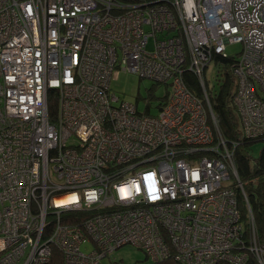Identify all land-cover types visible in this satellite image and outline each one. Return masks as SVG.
Returning a JSON list of instances; mask_svg holds the SVG:
<instances>
[{
    "label": "built area",
    "instance_id": "2783aa9c",
    "mask_svg": "<svg viewBox=\"0 0 264 264\" xmlns=\"http://www.w3.org/2000/svg\"><path fill=\"white\" fill-rule=\"evenodd\" d=\"M215 58L233 61L241 132L264 137V0H0V264H101L125 245L150 264H264L236 145L209 121ZM116 71L167 87L158 115L119 102Z\"/></svg>",
    "mask_w": 264,
    "mask_h": 264
},
{
    "label": "trees",
    "instance_id": "16d2710c",
    "mask_svg": "<svg viewBox=\"0 0 264 264\" xmlns=\"http://www.w3.org/2000/svg\"><path fill=\"white\" fill-rule=\"evenodd\" d=\"M217 70V88L206 91L209 97L211 112L214 122L211 123L213 134L221 135L229 142L236 145L233 155L234 166L237 171L242 190H236L237 204L241 212L242 219L247 220V205L254 217V223L258 235L264 237V151L255 162H252L250 155V145L259 141H264V137L249 140L240 130L238 115L231 105V97L235 88V80L231 74L230 66L233 63L230 59L215 58ZM184 80L187 87L196 96L202 97L198 80L191 73H185ZM158 85V84H157ZM166 100V96L163 101ZM49 112L52 118L56 116L58 100L53 91L49 94ZM164 102L159 105L162 106ZM147 104H150L147 101ZM148 108V106L146 107ZM159 109V108H158ZM146 111V110H145ZM209 112V111H208ZM79 215V216H77ZM84 214H75L68 217L63 216L64 223H76L78 218ZM69 217L73 218L72 220ZM76 219L78 221H76ZM249 264H257L255 259H251Z\"/></svg>",
    "mask_w": 264,
    "mask_h": 264
},
{
    "label": "rangeland",
    "instance_id": "374dc122",
    "mask_svg": "<svg viewBox=\"0 0 264 264\" xmlns=\"http://www.w3.org/2000/svg\"><path fill=\"white\" fill-rule=\"evenodd\" d=\"M240 45H231L226 47V53L230 57H237L240 52ZM217 66L211 63L205 70V82L208 90L217 88ZM110 91L118 99L119 102H126L131 105H137L138 112L144 113L147 106V101L150 102L151 107L149 114L151 116L158 115V108L167 94V87L164 85H157L156 83L140 78L133 73H124L116 71L110 81ZM210 124L212 119L209 117ZM264 151V141L252 143L250 145V155L252 162H255ZM94 249L92 241H85L80 246V251L84 254H89ZM150 259L146 254L134 248L131 245H125L115 250L105 259H102L101 264H150Z\"/></svg>",
    "mask_w": 264,
    "mask_h": 264
},
{
    "label": "bare ground",
    "instance_id": "6f19581e",
    "mask_svg": "<svg viewBox=\"0 0 264 264\" xmlns=\"http://www.w3.org/2000/svg\"><path fill=\"white\" fill-rule=\"evenodd\" d=\"M75 215V214H74Z\"/></svg>",
    "mask_w": 264,
    "mask_h": 264
}]
</instances>
